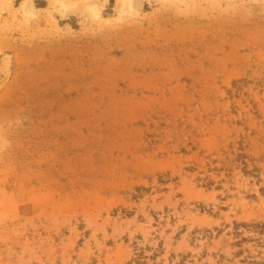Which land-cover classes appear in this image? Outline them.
Masks as SVG:
<instances>
[{
	"label": "rangeland",
	"instance_id": "374dc122",
	"mask_svg": "<svg viewBox=\"0 0 264 264\" xmlns=\"http://www.w3.org/2000/svg\"><path fill=\"white\" fill-rule=\"evenodd\" d=\"M0 264H264V0H0Z\"/></svg>",
	"mask_w": 264,
	"mask_h": 264
},
{
	"label": "bare ground",
	"instance_id": "6f19581e",
	"mask_svg": "<svg viewBox=\"0 0 264 264\" xmlns=\"http://www.w3.org/2000/svg\"><path fill=\"white\" fill-rule=\"evenodd\" d=\"M86 6V5H83V7Z\"/></svg>",
	"mask_w": 264,
	"mask_h": 264
}]
</instances>
